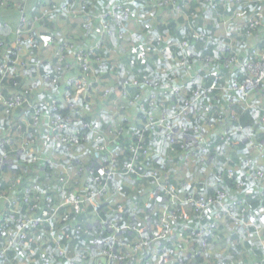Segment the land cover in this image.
I'll use <instances>...</instances> for the list:
<instances>
[{"label": "trees", "instance_id": "16d2710c", "mask_svg": "<svg viewBox=\"0 0 264 264\" xmlns=\"http://www.w3.org/2000/svg\"><path fill=\"white\" fill-rule=\"evenodd\" d=\"M170 1L35 0V12L33 11L29 17L25 12L27 0H18V19L20 20V17L25 14L27 21H33L35 18H38V21L33 27L24 28L19 40L20 47L23 50L21 54L23 59L27 61V66L20 68L16 73L9 74L2 81L5 96H10L12 93L20 94L24 97L26 103L12 110L8 115L3 112L6 119L2 114L1 126L4 128L6 122L9 121L10 123L11 120H15L12 126L13 124L16 126L20 121L14 117L20 115L25 117L26 125H28L30 121L29 104L40 108L44 114H48V112L51 113V101L55 100L60 108L57 114L63 118H71V113H74V118L76 123H78L77 126L79 125L78 120L82 124L90 126L89 130H80V132L92 139H94V132H98L103 137L116 139L114 145L124 148L127 144L134 142L136 140V132L143 129L142 145L149 151V157L144 160V163L148 168L161 173V178H164L169 183L178 199L182 200L189 195H197L198 197L199 194H202L204 198L215 196L217 186L222 182L227 189L226 203L232 208V217H226L222 222L218 223L214 237L207 239L209 253L202 252L195 255L199 247L198 241L193 238V240L188 241L186 257L183 262L178 264H264V167L259 164L263 171V178L260 180H255L251 177L246 178L244 170L241 169L242 160L251 156L253 152L248 144L249 139L255 141L258 149L264 150V123L260 121L262 118L261 109H264V90L259 89L247 96L226 90L231 80H242L244 72L241 70L228 71L221 68L222 58L217 47L212 45L209 40L201 41L199 39V35H204L215 38L219 43L224 44L228 43L230 38L234 46L237 49H241V42L246 40V36L244 33L245 22L243 24L241 21L244 18H241L240 11L246 13L249 11L254 12L264 8V4L258 1L248 3V0H238L227 4L225 7L218 5L213 8L209 2L218 3L220 0H210L208 2L205 0H172L179 7L180 12H177L170 5ZM126 2H131L129 21L120 22L112 18L108 20L111 33L102 40L99 50L90 56L91 70L89 72L82 73L77 65L70 60L71 58H67L66 63L58 65L55 53L61 45L69 43L75 50L85 49L98 38L97 24H93L90 27L85 26L84 22H81V18L72 19L68 11H77L79 7L84 6L85 10L93 16H100L104 13L108 15L114 5ZM14 6L15 4L12 3V0H0V12L14 8ZM47 9L52 10V12L45 13ZM233 11L238 12L240 15L237 21L238 28H234L232 33H225L222 20L218 17L217 12L226 19V16H229ZM60 16H64L67 23ZM168 16H172L173 19L170 20ZM0 23L9 24V29H0V62H3L10 59L9 55L13 51L11 46L16 37H14L15 32H13V38L10 39L9 31L11 25L3 17H0ZM123 29L129 34H136L145 40H148L149 37L160 38L164 44L186 42L189 44L188 56H186V52L183 49L173 47L169 57L146 53L145 59H141L138 55V46L128 39L126 33L123 35V39H119V35L125 32ZM76 30L79 34L77 33L74 36L72 32ZM63 31H66L67 39L61 40V36L58 33ZM2 32L9 34L4 36L8 38L1 36ZM260 37L259 43L262 44L264 36L261 35ZM86 39L92 40V42L84 43L83 41ZM47 44H51L53 46L52 51L54 50V54H52V51L50 53L48 49L46 50V52L50 53L48 59L42 57ZM40 57L43 59H38ZM181 60L185 62L184 68L179 66ZM213 65H216L217 70L215 72H219L221 75L220 88L223 89L212 91L193 102L194 92L199 87L200 82L205 88L212 84L214 76L211 74V70L207 71V67ZM65 66L70 67L69 71L59 75L57 67L62 69ZM200 66L201 69L199 70ZM195 72L196 75L194 76L193 73ZM187 73L190 75H187ZM231 73L234 74V77L230 76ZM168 74H175L171 81H166ZM69 77L71 78L69 79ZM78 77L92 84L86 97H83L73 87V80ZM135 80L140 81L143 86H147L146 82L148 80L159 84L155 89L156 109L168 112L171 116L180 112L186 114L183 117L184 128L182 130L177 123V121H180L179 119H172L168 122L169 124L172 123L175 132L182 133L181 138L174 136L175 143L172 146L167 142L164 128L148 126L147 118L142 113H138L137 109L131 104L135 95L142 94L147 96L146 90L140 92L142 88L127 86L125 92L128 96L117 95V92L121 91L124 81L132 82ZM176 86L181 88V94L179 95L174 94L173 89ZM38 87H41L42 93L47 94L45 95L46 103L43 100H40L41 104L36 101L39 94L36 93ZM106 90L108 92L104 95ZM91 94H98L100 99L97 100V104L94 107L89 108ZM256 98L260 99V101H257ZM64 101L67 104L62 107ZM42 103H45V105H42ZM110 103L117 110L116 113L109 112ZM76 108L77 111L75 110ZM83 108L86 109V114L88 115L85 120L80 118L79 114ZM0 109L2 110L1 107ZM132 109L137 114L135 116L136 119H132L134 115L129 114V112L132 113ZM96 114L99 115L101 121L96 118ZM158 117L156 116V118ZM255 126L262 127L259 133H256ZM79 128L81 129V127ZM197 137L207 138L211 142L202 160L199 159V146L195 143ZM36 141H38V137ZM114 145L110 144V146ZM153 148L158 153H161V149H163L173 156L178 154L184 156L185 162L181 163L179 167V172L183 176L172 178L166 175L160 169L163 165L164 154L153 157ZM76 150H80L79 142L76 144ZM220 150L223 151L221 155H214ZM127 158L128 154L126 152L118 156L120 162ZM77 159H79V156L73 159L74 165H79V160ZM82 159L81 157L80 160L82 161ZM215 159L223 162L224 167L222 169L214 168ZM255 159L261 160L258 155ZM69 160H56V162L67 165ZM89 161L85 162L86 165H89V168H97L99 166V159L95 152ZM15 168L16 166L12 167V165L10 166L9 163H6L0 168V171ZM17 168L20 167L18 166ZM32 168L43 171L44 175L40 177L45 182L48 176L54 173L47 166H43V168L32 166ZM229 170L234 172L232 177L228 175ZM78 179L81 181L82 176ZM32 181L30 177V180H23L21 183H17L19 187L18 193L20 194L21 190L32 183ZM131 181H135L137 184H144L142 186L144 188L149 184L147 190L152 197L142 211L141 200L133 196V193L127 188L130 187L131 189L132 186L126 184L125 194L130 197L131 206L128 204V208H126L123 202L125 199H121L123 208L119 216L123 230L120 237L125 242L123 244L124 248L127 244H132L136 240L141 239L147 240L151 245L147 249L132 254L122 264H143L145 258L157 250L160 251L161 262H163L162 257L168 239L172 241L177 232H185V234L190 235L193 228L214 220L213 215L217 212L214 207H209L196 214L193 212L191 205L184 206L183 211L186 218L171 223L169 238L159 240L157 237L161 227L157 224V221L159 217L172 212L174 207L170 204L168 197L152 191V186L150 187L152 180L130 178L127 183ZM240 182H244V185L239 186ZM4 187V182L0 181V189H5ZM138 201L140 202L139 209L134 211L132 206L135 202L138 204ZM155 204H157V210L154 208ZM0 205L1 207L4 206L2 203ZM95 207L100 217L103 218L113 215L112 213L116 210V206H111V203H98ZM89 211V209L84 210L82 215L70 214L71 222L65 227L59 224L58 228L69 229L72 222L82 223L83 218ZM144 212L146 215L154 214V218L143 229L140 226L143 221L140 220V216L137 217V214L140 213L143 218ZM37 217H40L39 213H37ZM234 218L241 223L234 224ZM130 226H135L137 229L132 231ZM49 227V224H43L37 229L29 230L30 236L36 233L41 234L44 238L46 237L43 242L44 245L36 242L32 237H28L26 241L9 248L0 259V264H7L13 253L18 249L24 250L23 253L25 255L31 253L32 257L38 260L37 264H40L43 252L45 250L50 252L53 249L52 242L48 239ZM224 229L228 231H225L227 234L223 235L224 232L222 230ZM89 232L92 235H99L103 238L108 236L98 223H95ZM89 239L90 236L80 237L68 245L77 252H83L91 258H97L98 250L101 246H92ZM245 241L248 244H245ZM5 243L4 239L0 240V249L4 247ZM222 243L225 245V251ZM119 248L117 246V249ZM232 249H235V255L231 252ZM248 249H250L251 253H248ZM243 251L245 252L244 255L250 254V257L246 256L242 259ZM161 262L159 264H172ZM54 264H58V262L55 261ZM81 264L84 263L81 262ZM90 264H94V261Z\"/></svg>", "mask_w": 264, "mask_h": 264}, {"label": "built area", "instance_id": "2783aa9c", "mask_svg": "<svg viewBox=\"0 0 264 264\" xmlns=\"http://www.w3.org/2000/svg\"><path fill=\"white\" fill-rule=\"evenodd\" d=\"M205 1L208 2L210 0ZM235 1L238 0H220L218 3H209L212 4L213 8H216L218 5L225 7L227 4L234 3ZM130 5L131 2L114 5L110 14L104 13L100 16L89 14L84 6L79 7L77 11H68L72 19L81 18L85 26L90 27L93 24H97L98 38L85 49L75 50L69 43L61 45L55 53L58 65L66 63L67 58H71L82 73L89 72L91 70L90 56L99 50L102 40L111 33L108 20L112 18L120 22L129 21L128 19L131 14ZM170 5L174 7L175 11L180 12L179 7L174 1L171 0ZM51 12L52 10L47 9L45 13ZM217 14L222 20L225 33H232L234 28H238L237 21L240 17L238 12L233 11L229 16H226V19L223 18L222 14L218 12ZM37 21L38 18H35L33 21H27L25 14L20 17L19 26L14 34L16 38L11 46L13 51L9 55L10 59L0 62V107L5 115L10 114L12 110L26 103V100L20 94L12 93L10 96H5L2 81L9 74L16 73L20 68L27 66V61L23 59V55L21 54L23 50L20 47L19 40L23 29L29 26L33 27ZM244 27L246 40L241 42V49H237L230 38L229 42L224 44L219 43L215 38L204 35H199V39L201 41L209 40L212 42V45L217 47L222 58L221 68L228 71L241 70L244 72L243 79L231 80L226 90L247 96L259 89L264 90V37L262 44L259 43L260 36H264V8L255 10L249 18L247 17ZM0 29H9V24L0 23ZM125 33L128 39L138 46V55L141 59H145L146 53L169 57L173 47L183 49L186 52V56H188L189 44L186 42L164 44L160 38L149 37L148 40H145L136 34H129L126 31L119 35V39H123ZM179 66L184 68L185 62L181 60ZM69 68V66H65L62 69L57 67V73L63 75L69 71ZM174 76L175 74H168L166 81H171V78ZM213 76L212 84L208 88L202 86L201 82L199 83V87L194 92L193 102L212 91L223 89L220 88L221 75L219 72H215ZM192 83L194 84L193 81ZM146 84L147 86H143L140 81L136 80L132 82L124 81L121 91L119 90L117 95L128 96L125 92L127 86L142 88L140 92L146 90L147 96H143L142 94L135 95L131 104L137 109L138 113H142L147 118L148 126L164 128L167 142L172 146L175 143L174 136L181 138L182 133L175 132L172 123L169 124L168 122L172 119H179L181 122L177 121V123L182 130L184 128L183 117L186 114L180 112L171 116L168 112L156 109L155 89L159 84L157 82H150L149 80ZM91 85V83L80 77L73 80L74 89L78 93H81L83 97L89 94ZM173 91L175 95L181 94L179 86H176ZM107 92L108 90H106L104 95ZM28 107L30 109V121L28 125H24L27 128L24 134L28 131L32 133L33 130H36L40 126L41 121L46 120L50 139L58 143L64 152L76 148V144L80 143L82 139H87V136L83 132H80V130H89L90 126L82 124L80 129L72 118L61 117L57 114L60 108L57 106L55 100L51 101V113L48 112V114H44L43 110L33 107L31 104ZM261 112L262 118L260 121L264 123V109H261ZM156 116L159 117L156 118ZM18 127H21V125ZM119 131L121 132V130ZM194 131L196 132L195 129ZM8 136L5 128L0 124V140L5 147L10 145ZM142 137L143 129L136 132V140L134 142L127 144L123 148L114 145L116 139L103 137L98 132H94L92 147L98 156L99 166L97 168H85L81 166L76 169L75 173H71L68 170L70 162L67 165H63L56 162L55 158L50 155L45 154L43 156L37 153L34 150L35 139H29L22 143L20 147L16 148V151L14 149H0V168L10 161L9 156L18 152L22 165H30L29 167L31 168L32 166L40 168L47 166V168L54 171L52 175L48 176L46 182L43 180L32 182L25 186L20 194L18 193L19 187L16 184H10L5 189H0V204H4L3 207L0 205V240L4 239L6 241L4 247L0 249V259L9 248L26 241L28 237H32L36 242L44 245L43 242L46 240V237L44 238L41 234L36 233L31 236L29 234V230L37 229L43 224L50 225L48 239L52 242L53 249L50 252H46V250L43 252L40 264H54L55 261L58 264H81V262L90 264L92 261H94V264H122L132 254L147 249L151 243L143 239L136 240L132 244H127L124 248L123 244L125 242L120 237L123 230L119 216L123 208L121 199L130 198L125 194V186L130 178L152 180V183H150L152 191L168 197L170 204L174 207L172 212L164 214L157 221V224L161 227V231L157 237L159 240L169 238L171 223L186 218L183 211L184 206L191 205L193 212L196 214L201 213L209 207L217 209V212L213 215L214 220L212 222L200 224L198 227L193 228L190 235L185 234V232H177L172 241L168 239L162 257L163 262H161L160 251L157 250L145 258L143 264H159V262L178 264L183 262L187 255L188 241L193 240V238L198 241L199 247L195 255L202 252L208 254L207 239L214 237L218 223L222 222L226 217H232V208L226 203L227 189L225 185L220 182L215 196L212 197L204 198L202 194H199L198 197L197 195H189L182 200L178 199L169 183L164 178H161V173L148 168L144 163V160L149 157V151L146 147H143ZM195 143L199 146V159L202 160L211 142L207 138L197 137ZM110 144L114 146H110ZM248 144L255 155L252 154L243 159L241 169L244 170L246 178L251 177L255 180H260L263 178V171L255 157L258 155L264 160V150L258 149L253 139H249ZM125 152L128 154V158L120 162L118 156ZM228 175L232 177L234 172L229 170ZM81 176L82 179L79 181L78 178ZM238 185L243 186L244 182H240ZM98 203H111V206H116V210L108 218L100 217L95 207ZM139 204V201L138 204L135 202L132 209L134 211L138 210ZM86 209L90 211L85 215L82 223L72 222L69 229L58 228L59 224L65 227L71 222L70 214L82 215ZM37 213L40 214V217H37ZM95 223L101 225L102 230L108 235L107 237L103 238L99 235L90 234L89 230ZM237 223L241 222L234 218V224ZM130 229L134 231L137 228L130 226ZM84 236H90L89 242L92 246H101L98 250L97 258H91L83 252H77L68 245L75 239ZM117 246L120 248L117 249Z\"/></svg>", "mask_w": 264, "mask_h": 264}, {"label": "crops", "instance_id": "0c3cea01", "mask_svg": "<svg viewBox=\"0 0 264 264\" xmlns=\"http://www.w3.org/2000/svg\"><path fill=\"white\" fill-rule=\"evenodd\" d=\"M34 1L35 0H27L26 11L25 12L28 14V16H29V14H31L34 11V8H35L34 7ZM254 1H258L260 3L263 2L261 0H248L247 2L248 3H253ZM17 4H15L14 8H10L9 10H3V11L0 12V17H3L4 20L9 22L10 25H11V28H10V31H9L10 39L13 38V32H16V30H17V28L19 26V19H18V13H17ZM240 13H241V18H244V20H241L242 23L244 24V22L247 19V17L249 18L250 15L253 12L249 11V12L246 13V12L240 11ZM81 22H83L82 19H81ZM239 23H241V22L239 21ZM79 25H81V23H79ZM72 33L75 36L78 33V31L76 30V31H73ZM8 35L9 34L4 33V32H2V34H1V36H3V37L4 36H8ZM80 37H81V35H80ZM4 38H8V37H4ZM83 42L84 43H89V42H92V40L86 39ZM48 45H50V44H48ZM51 50L52 49H50V51ZM53 51H52V54H54ZM200 69H201V66H200L199 70ZM194 70H196V68H194ZM210 70H211V74L212 73L214 74L215 71L217 70L216 69V65H213L211 67H207V71H210ZM187 75H190V74L187 73ZM193 75L195 76L196 72L193 73ZM230 76L234 77V74L231 73ZM70 78L71 77H69V79ZM42 91L43 90L41 89V87H38V89L36 90V93H39L37 98H36V101L38 103H40V104H41L40 100H43L46 103L45 95H47V94L46 93H42ZM98 99H100V96H98V94L97 95H92L91 94L90 98H89V106H90L89 108L94 107V105L97 104V100ZM45 103L44 104L42 103V105H45ZM66 104L67 103L64 101L62 103V107L66 106ZM109 105H110V108H109L110 111L109 112L110 113H114V112L116 113L117 110L113 107V104L110 103ZM75 110L77 111V108ZM66 111H68V110H66ZM2 114H3V112L1 110L0 111V124H1L2 119H3L2 117L3 116L5 117V115L3 114V116H2ZM79 114H80V118H82L83 120H85L86 117H88V115L86 114V109L85 108H83L82 111H80ZM129 114L130 115L133 114L134 116H132V119H136L135 116L137 114H136L134 109H132V113L129 112ZM95 116H96V118L99 119V121H101L100 118H99V115L96 114ZM70 117L73 118L74 122L76 123V120L74 118V113L73 114L71 113ZM14 118H16V120L20 121L21 124H18V126L21 125V127L17 126L18 127L17 128L16 126H14V124L12 126V123H14L15 120H13V121L11 120L10 123H9V121L6 122V125L4 126V128H5L6 132L9 135L7 138L9 140V142H10V145L5 147V146L2 145L1 140H0V149L1 150L14 149L16 151V148L20 147L22 145V143L26 142L29 139H33V140L35 139L34 150L37 153L42 154L43 156L45 154L50 155V156L54 157L55 160L57 158H59V155H61L63 157V160L64 159H70L68 162H70L71 166L68 168V170L71 173H75L76 169L78 167H81V166L89 168V165H86L85 162H90L89 160L94 156V152H93V149H92V146H93V139L92 138L87 137L86 140L82 139L80 141V143H79L80 150H76V148H73L70 151H65L64 152V150H62L61 146L58 143H56V142H54V141H52L50 139V137L48 135L47 121L46 120L41 121L40 126L36 130H33L32 133L28 131V132H26L24 134V131L27 129L24 126V125H26L25 117L23 115H20L18 117L15 116ZM5 119H6V117H5ZM117 119L120 121V119L118 117H117ZM96 121H97V123H99L98 120H96ZM78 122H79L78 127H81L82 126L81 121L78 120ZM76 124H78V123H76ZM37 137H38V141H36ZM251 154L255 155L253 152ZM77 156H79V159H77V160H79L78 161L79 165H74L73 159L77 158ZM81 157L83 158L82 159L83 162L80 160ZM9 159H10V161L8 163L10 164V166L11 165H12V167L16 166V168L12 169V170L11 169H9V170H7V169L4 170L3 169V170L0 171V181L4 182L5 187L10 185V184H16L17 185V183H21L23 180L24 181L25 180H30V177H31V180H33L32 182H37V181L39 182V181L42 180L40 176L44 175L43 171L42 170L33 169V168L29 167V166H23L21 164V162H20V158H19L18 152L13 153L12 156H9ZM258 162H259V164L262 167H264V160L263 159L259 160ZM18 166L20 168H17ZM2 171H4V172H2ZM126 200H129V203H130V199H126ZM156 205L157 204L154 205V208L157 210ZM140 220L143 221V222L140 223V226L144 227V225H146V223H147V220L144 219V218H140Z\"/></svg>", "mask_w": 264, "mask_h": 264}, {"label": "rangeland", "instance_id": "374dc122", "mask_svg": "<svg viewBox=\"0 0 264 264\" xmlns=\"http://www.w3.org/2000/svg\"><path fill=\"white\" fill-rule=\"evenodd\" d=\"M17 1L18 0H12V3L13 4H17ZM262 4H264V1L262 2ZM30 15H32V13L31 14H29V16ZM169 18H170V20H172L173 19V17L171 16H168ZM60 18H62L63 20H64V22L65 23H67V21L65 20L66 18L64 17V16H60ZM163 18H166V17H163ZM138 19V18H137ZM139 21V20H138ZM66 31H63V32H60V33H58V35H60L61 36V40L62 39H67L66 37H67V34L65 33ZM81 35V34H80ZM53 44V43H52ZM52 47L53 46H51V44L50 45H48L47 44V46L45 47V52L44 53H42V57L43 58H46V59H48L49 58V54L51 53V51H50V48L52 49ZM49 50L50 51V53L49 52H46V50ZM28 52V51H27ZM42 57H40V58H38V59H43ZM256 100L257 101H260V99H258V98H256ZM262 127L261 126H255V131H256V133H259V131H260V129H261ZM161 153L159 152H157L156 150H154V148H153V150H152V155H153V157H156L157 155H163L164 154V160H163V165L161 166V170L166 174V175H169V176H171L172 178H174V177H181V176H183V175H181V173L179 172V167H180V165H181V163H184L185 162V157L184 156H182L181 154L179 155H176V156H173V155H171L170 153H168L166 150H163V149H161ZM222 150H220V151H218V152H216L214 155H221L222 154ZM245 155H247V153H245ZM56 160H60V161H63V157L61 156V155H59V158H57ZM88 160V159H87ZM215 161H216V164H213V166H214V168L216 169V168H218V169H222L223 167H224V164H223V162H220L218 159H215ZM225 161V160H224ZM70 166H71V164H69ZM205 165V164H204ZM199 166H202V165H199ZM198 169V168H197ZM129 186H132V188L130 189V187H127V188H129V191H131L132 193H133V196L135 197V198H139L140 200H141V209H142V211L145 209V207H146V204L151 200V195L149 194V192H148V190H147V187H149V184H147V187L145 186V188L144 187H142V186H144V184H137L135 181H131L130 183H127ZM123 202H124V205H125V207L126 208H128V204H129V200H123ZM140 209V210H141ZM139 210V211H140ZM144 216H143V218L144 219H146L147 221H148V224L147 225H144V226H148L150 223H151V220L154 218V214H149V215H146V213L144 212ZM141 217L142 218V215L139 213V214H137V217ZM145 227H143V229H144ZM225 231H228V230H226V229H224V230H222V232H224L223 233V235L224 234H227V232H225ZM245 244H248V242L247 241H245L244 242ZM222 245H223V243H222ZM224 246V251H225V245H223ZM23 251L24 250H16V252L15 253H13V255L11 256V258L8 260V263L7 264H37V262H38V260H36V258H33L32 257V254L31 253H28V255H25V253H23ZM234 255L236 254V251H235V249H232V251H231ZM33 253V252H32ZM248 253H251L250 252V249H248ZM245 254V252L243 251L242 252V259H244L246 256L247 257H250V254L249 255H244ZM239 258V257H238ZM241 259V260H242ZM239 261H240V258H239Z\"/></svg>", "mask_w": 264, "mask_h": 264}]
</instances>
